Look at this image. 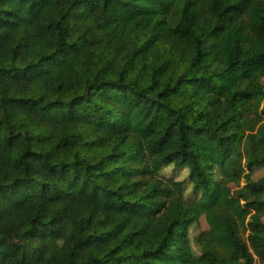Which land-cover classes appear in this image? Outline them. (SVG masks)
Listing matches in <instances>:
<instances>
[{
    "label": "trees",
    "instance_id": "trees-1",
    "mask_svg": "<svg viewBox=\"0 0 264 264\" xmlns=\"http://www.w3.org/2000/svg\"><path fill=\"white\" fill-rule=\"evenodd\" d=\"M264 0H0V264H264Z\"/></svg>",
    "mask_w": 264,
    "mask_h": 264
},
{
    "label": "rangeland",
    "instance_id": "rangeland-1",
    "mask_svg": "<svg viewBox=\"0 0 264 264\" xmlns=\"http://www.w3.org/2000/svg\"><path fill=\"white\" fill-rule=\"evenodd\" d=\"M259 78L262 81V83L264 84V67L262 68V70L259 73ZM256 264H263V262L260 258H257Z\"/></svg>",
    "mask_w": 264,
    "mask_h": 264
}]
</instances>
